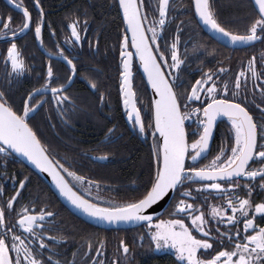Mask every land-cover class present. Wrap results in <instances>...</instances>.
Masks as SVG:
<instances>
[{
	"label": "snow or ice",
	"instance_id": "snow-or-ice-1",
	"mask_svg": "<svg viewBox=\"0 0 264 264\" xmlns=\"http://www.w3.org/2000/svg\"><path fill=\"white\" fill-rule=\"evenodd\" d=\"M6 2L20 11L22 20L13 26L11 15L0 16V41L7 45L6 54L0 53L4 69L0 77V264H61L53 257L58 255L55 245L64 237L50 235L57 231L51 225L58 213L39 196L23 202L32 181L28 175L21 179L9 175L8 158L16 155L47 173L59 195L88 217L109 225L145 228L140 245L147 238L149 250H173L176 264H264V54L259 71L253 56L232 73L231 57L217 60L215 67L200 59L205 54L219 57V49L209 50L198 42L193 58L188 52L191 36L182 41L189 31L207 29L224 48L264 45V0H252L242 32L221 22L213 0H191L193 19L187 23L177 21L173 0H156L147 10L145 0H115L123 23L113 46L119 103L130 130L150 139L148 178L139 195L122 201L93 198L99 182L79 174L74 161L48 146L32 123L46 105L53 106L66 126L74 115L85 112L86 107L77 103L79 97L69 92L77 79L105 103L107 85L99 77L77 75V50L85 41L91 55H102L99 35L88 39V20L75 14L65 25L69 32L63 41L56 40V29L48 25L55 50L48 51L45 70L36 73L42 83L25 89L17 102L16 85L34 69L16 41L32 31L43 48L46 22L41 0H33L38 9L35 20L18 0ZM54 59L67 65L68 75L59 74ZM136 61L146 87L151 88L147 105L133 85ZM218 121L229 125L231 135L221 137L213 151ZM118 132L115 123L107 127L103 143L118 142ZM110 155L103 152L91 158L107 161ZM104 248L101 242L92 264H105ZM130 251L121 240L111 264H129Z\"/></svg>",
	"mask_w": 264,
	"mask_h": 264
},
{
	"label": "flooded vegetation",
	"instance_id": "flooded-vegetation-1",
	"mask_svg": "<svg viewBox=\"0 0 264 264\" xmlns=\"http://www.w3.org/2000/svg\"><path fill=\"white\" fill-rule=\"evenodd\" d=\"M18 2H21L24 7L29 9V12L32 14L34 20L37 18L38 9L34 6L33 0H18ZM155 3L156 0L153 6H155ZM185 4L186 0H173V7L175 9L173 14L177 17V21L182 17V11ZM41 6L44 9V19L46 22L43 29L44 47L42 48L39 46V43L34 37L32 31H28L27 34L22 35V37L16 41L18 46L23 51L26 63L31 65L34 69V71L27 73L26 76L16 85V88L18 89L16 93L17 102H19V96L25 89L39 87L42 83V81L37 79L36 73L43 72L45 70V65L48 60V51L55 50L53 39L49 35L48 25H51L52 28L56 29V40L63 41L64 35L69 32V29L65 25L69 22V17L73 14L80 16L81 19L88 20L87 37L88 39H93L94 36L99 35V47L102 51V55L100 56L91 55V50L88 47L87 41H85L83 48L77 50V55L80 61L78 63L77 75L79 76L83 73L87 74L90 78L99 77L107 85L108 93H106L105 103L101 104L98 101V97L92 95V93L88 90L86 84L82 80L77 79L70 88L69 92L73 96L79 97L77 103L86 107L87 110L74 115L71 118L70 126H66L59 120L53 111V106L46 105L32 121L38 129V134L42 137L44 142L55 152L59 153L60 156L69 155L70 157L71 155L80 156L84 154L81 150L76 152H72L71 150L72 148L74 150L77 149V147L74 146V138L81 142L84 141L85 138L83 137L84 133L82 128L87 125L88 117H100L101 119H105V117L108 116L113 117L114 119L111 122L105 119L107 120L106 124L108 126L112 127L113 123H115L117 126L122 124L123 126L121 125V127L125 128L124 133H117L118 136L121 137L125 133H130L131 138L136 137V134L130 130L129 125L126 123L122 106L119 103L117 72L118 58L116 56L115 48L113 47L117 42V35L114 31L110 32L111 27H109L112 17L116 20L118 16L122 21L119 10L115 6V0H41ZM6 15H11L13 17V26L20 25L22 20L20 11L11 7L6 0H0V16ZM111 15L112 17H110ZM221 22L234 30L241 32L244 30V28L237 29L236 27H239L242 23L234 22L233 19H223ZM191 27L194 28L195 23H193ZM109 33L112 34V36L108 35ZM189 36H191V41L189 42L188 52L190 56H193V58H195L193 54V46L198 42L208 46L209 50L211 48H217L222 53V55L215 59L207 54L201 56L200 59L204 60L208 67H215L217 65V60H224V57L228 56L231 57L232 73H236L241 68V62L246 65L247 61L251 59V57L255 56L257 58V70H260V57L264 54V46H259V42H257L254 46L233 49L231 47H222L214 39L210 38L204 30L201 31L196 29L195 31H189L187 35L182 37V41H187ZM61 46H64L63 43H61ZM6 47L7 45L0 41V53L6 54ZM196 55H199V53H196ZM198 63L199 61H197V64ZM53 64L59 69V74L61 76L68 75L67 65L62 61L58 62L54 59ZM135 64L136 62H134V69ZM195 66L196 65L194 64L192 67L194 68ZM223 66H227V63ZM3 71V66L0 64V77L3 76ZM109 80L113 81L114 86H110V84L108 85ZM250 101L251 97L249 103ZM258 102L259 99H257V103ZM230 135L229 125L226 122H219L212 150L215 151V144L220 143L221 137L227 139ZM104 136L105 133L103 135L100 134L99 136L94 137L93 140L96 144L103 143ZM142 140L146 141L144 139ZM55 143H59L62 148L68 149L69 152L58 150L59 146L56 147ZM14 158H8L7 171L9 175H14L17 179H21L23 175L30 176L23 170L19 161ZM31 181V185H29L27 191L24 193V203H27L28 199H36L38 195L35 191V182L32 177ZM7 188L9 194H11V184H8ZM40 198L49 200L51 210L58 213L55 218V223L51 225V227L56 228L57 231L50 233V235L64 237V240L61 243L55 245V251L58 255L54 256L53 259L59 260L61 264H92V261L96 258L97 247L101 242L104 243V240H102L103 235L98 234L96 238L90 239V241L95 243L97 246L92 245L91 250H89L84 231L72 230V223L70 219L58 208H54V201L50 198ZM74 227L78 228L77 226ZM102 251L105 264H111V260L118 256L117 250L114 248L112 249L105 246ZM172 253L173 250L170 249H165L160 252L150 250V252L146 255V260H148L147 264H176L175 257Z\"/></svg>",
	"mask_w": 264,
	"mask_h": 264
},
{
	"label": "trees",
	"instance_id": "trees-1",
	"mask_svg": "<svg viewBox=\"0 0 264 264\" xmlns=\"http://www.w3.org/2000/svg\"><path fill=\"white\" fill-rule=\"evenodd\" d=\"M154 2L155 0H145V9L147 10V5L149 3L153 5ZM213 2L217 15L221 21L223 19H233L234 22L242 23L239 27H236L237 29L245 28L243 25H247L249 14L252 10V3L250 0H213ZM110 17H112V15ZM117 18L115 20L112 17V20L109 23V27H111L110 32L114 31L116 35L118 32L123 31L122 21L120 17L117 16ZM192 19L191 0H186L180 20L187 23ZM108 35L112 36L110 33ZM258 45L264 46L260 43ZM133 82L140 100L147 105L150 99V94L136 64ZM109 84L110 86H114L112 80L108 81V85ZM87 121V125L82 128L84 133L83 137L85 138L84 141L81 142L74 138V146L77 147V149L74 150L72 148L71 150L72 152L81 150L84 154L80 156L71 155V157L68 155L66 157L74 161V168L79 174L84 175L95 182H99L100 188L99 190H92V197L95 198L99 195L102 200L122 201L139 195L140 191H142V185L149 175L150 139L143 141L142 138H139L137 135L136 137L131 138L130 133H125L121 136L118 142L114 144H96L93 138L106 133L107 127L110 126L106 124L107 120L104 118L101 119L100 117H88ZM121 125L118 126V133H124L125 128L121 127ZM216 145L217 143L215 146ZM55 146H59L58 150L69 152L68 149L62 148L59 143H55ZM103 152L111 153L109 160L98 161L91 158L93 156L101 155ZM19 163L22 165L23 170L34 179L35 191L38 193L37 197L52 199L54 201V208H58L70 219L72 230L84 231L88 244L91 242L90 239L96 238L98 234H101L103 235L102 240H104L105 246L117 250L120 241L124 240L131 248L128 257L129 264H147L148 260H146V255L150 252L147 247V238H145L143 247L139 243V236L145 233V228L141 227L135 230L125 231H106L83 222L71 214L60 203L50 188L38 175L33 173L21 162ZM74 226H77L78 228ZM91 244L97 246L95 243L91 242Z\"/></svg>",
	"mask_w": 264,
	"mask_h": 264
},
{
	"label": "water",
	"instance_id": "water-1",
	"mask_svg": "<svg viewBox=\"0 0 264 264\" xmlns=\"http://www.w3.org/2000/svg\"><path fill=\"white\" fill-rule=\"evenodd\" d=\"M252 3V0H250ZM204 31L210 36V34L208 33L207 29H204ZM215 40V39H214ZM216 41V40H215ZM217 42V41H216ZM240 48H244V47H240ZM235 49H239V48H235ZM138 64V61H136V65ZM142 78L144 79V82L146 84V77L143 75V70L138 68ZM150 97H151V88L147 87ZM219 123V121H218ZM217 123V125H218ZM217 129V128H216ZM216 129L214 130V137H215V133H216ZM19 162H21L23 165H25L26 167H28L33 173H35L36 175H38L44 182L45 184L50 188V190L52 191V193L57 197V199L60 201V203L71 213L73 214L76 218L82 220L83 222L95 227V228H99L102 230H106V231H119V230H130V229H134V228H138L141 226L138 225H131V224H120V225H109L107 223H100L96 220H94L91 217H88L87 215L83 214L82 212H80L79 210H77L76 208H74L69 201H67L63 196L59 195L58 190L55 188L54 183L51 180V177L47 174V173H43L40 172L39 169H36L33 165H31L30 162H28L27 160H25L22 157H19V155L14 156Z\"/></svg>",
	"mask_w": 264,
	"mask_h": 264
},
{
	"label": "rangeland",
	"instance_id": "rangeland-1",
	"mask_svg": "<svg viewBox=\"0 0 264 264\" xmlns=\"http://www.w3.org/2000/svg\"><path fill=\"white\" fill-rule=\"evenodd\" d=\"M134 84V83H133Z\"/></svg>",
	"mask_w": 264,
	"mask_h": 264
}]
</instances>
